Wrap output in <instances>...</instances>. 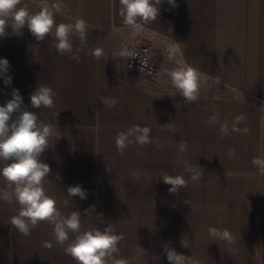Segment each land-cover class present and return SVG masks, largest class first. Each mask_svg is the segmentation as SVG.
<instances>
[{
	"label": "crops",
	"instance_id": "0c3cea01",
	"mask_svg": "<svg viewBox=\"0 0 264 264\" xmlns=\"http://www.w3.org/2000/svg\"><path fill=\"white\" fill-rule=\"evenodd\" d=\"M51 2L62 5L58 13L53 9L56 24L74 23L76 18L87 23L86 46L77 36L72 41L74 52L82 49L80 62L70 53L59 54L54 36L37 41L27 26L19 35L9 26L0 37V58L9 61L6 76L12 81L5 85L6 76H0V106L18 89L22 110L51 126L41 160L50 166L51 182L46 179L44 187L57 208L64 215L80 211L85 230L98 227L93 217L98 216L99 144L105 139L109 150L116 151L109 153L112 157H158V197L159 189L171 187L160 173L188 180L181 189L184 197L176 202L171 194L165 200L170 224L161 231L164 249L175 248L199 264H264V175L252 164L254 157L264 156V0H176V8L162 0L157 21L136 35L122 22L119 0ZM25 5L36 12L41 0H22L20 6ZM176 42H182L184 61L200 73L199 98L192 104L184 102L166 74L180 58V53L172 57ZM140 46L160 66L156 79L132 74L125 59L114 54ZM97 47L104 52L99 60L92 55ZM40 85L56 93L53 108L31 107L30 96ZM101 97L119 102L109 109ZM241 114L244 120L238 126L247 127V134L231 131ZM213 115L220 123L228 122L230 135L221 137L219 123L208 122ZM169 123L175 134L162 130ZM135 125L149 127L152 142L143 147L133 143L120 154L117 134ZM180 141L187 143L188 151H179ZM230 149H235V157H229ZM186 164L203 170L198 181H191ZM77 184L86 190V199L67 196V188ZM5 187L0 177V188ZM92 205L93 217L85 216ZM17 211L14 201L0 200V264H76L55 244L49 223L41 222L27 237L12 227L10 218ZM209 227L227 229L233 242L213 239ZM185 235L188 248L180 244ZM44 241L54 246L48 249ZM164 255L161 262L169 264Z\"/></svg>",
	"mask_w": 264,
	"mask_h": 264
},
{
	"label": "clouds",
	"instance_id": "9594fccd",
	"mask_svg": "<svg viewBox=\"0 0 264 264\" xmlns=\"http://www.w3.org/2000/svg\"><path fill=\"white\" fill-rule=\"evenodd\" d=\"M172 8L178 7L176 0H167ZM162 0H119V15L126 27L133 30V35L142 31L145 25L157 21L160 15ZM22 0H0V37L7 35L6 29L10 26L14 34L19 35L21 29L27 26L29 32L37 41L45 40L49 35L54 36V47L61 55L70 53L72 58L80 62L79 52L82 49L73 51V37L77 36L82 46L87 44L88 26L83 18H76L74 23L56 24L54 11L60 12L62 5L59 2L52 3L51 0H41L39 11L32 12L25 6H20ZM176 42V47L171 49L172 57L175 58L180 53V44ZM121 58H134L135 54L127 48H122L118 53H114ZM92 55L101 59L104 55L103 49L97 47L92 50ZM175 67L166 70L171 86L183 97L186 104L196 102L200 94V73L197 69L187 64L182 58H175ZM9 61L0 58V76H6ZM11 76L4 79L5 85H10ZM12 98L0 106V161L4 166L0 167V177L6 181V187L0 188V200L18 205V211L10 218V224L22 235L29 236L31 231L39 226L41 222H47L52 226L55 244L63 247L66 255L72 257L76 264H129L123 258H117L119 253L118 245L124 239L122 234H116L111 224H107L103 230L99 227L87 229L83 228L82 215L80 211H73L68 215L62 214L57 208L56 201L49 196L45 190L44 183L50 174V166L42 162L41 155L48 148V139L52 135L50 125L39 120L37 114L22 110L23 100L18 89L12 90ZM56 93L52 88L40 85L30 96L31 107L48 108L54 107V97ZM103 106L111 109L118 104L115 97H101ZM67 110V109H65ZM14 113H19L13 118ZM56 117L59 113L55 114ZM244 120L243 114L235 117L231 131L247 134V127L240 128L238 125ZM209 123H219V133L221 137L230 135L228 122H219V117L213 115L209 118ZM173 134L175 127L169 123L161 126ZM151 129L147 126L135 125L126 131H121L116 137V147L120 154L133 143L143 147L150 144ZM179 151H188L187 143L180 141ZM229 157H235V149H230ZM179 163V161L177 162ZM252 164L258 168L259 173L264 175V156L254 157ZM185 172L190 173L191 181H198L203 170L197 166L185 165ZM166 185H170L168 192L178 193L188 186V180L181 174L160 176ZM159 178V177H158ZM57 179H62L59 175ZM67 196L72 198L79 196L82 200L87 198L86 190L81 185L69 186ZM184 203L190 204L185 200ZM95 205L84 210V215L93 217ZM99 214L94 219H101ZM209 235L213 239L225 240L232 243L234 238L227 229H217L209 227ZM182 247L188 248L187 236L180 240ZM43 246L51 249L52 241H44ZM141 252L144 249L141 248ZM166 257L169 264H199V261L185 256L165 245Z\"/></svg>",
	"mask_w": 264,
	"mask_h": 264
},
{
	"label": "rangeland",
	"instance_id": "374dc122",
	"mask_svg": "<svg viewBox=\"0 0 264 264\" xmlns=\"http://www.w3.org/2000/svg\"><path fill=\"white\" fill-rule=\"evenodd\" d=\"M99 146L97 214L102 217L97 226L103 230L111 224L116 234L123 235L117 258L129 264H165L161 234L170 224L165 218L170 205L165 200L171 193L162 188L158 197V157H112L109 153L116 151L109 150L105 139ZM184 195L185 190L174 194L176 202ZM174 209L177 223L179 209Z\"/></svg>",
	"mask_w": 264,
	"mask_h": 264
},
{
	"label": "built area",
	"instance_id": "2783aa9c",
	"mask_svg": "<svg viewBox=\"0 0 264 264\" xmlns=\"http://www.w3.org/2000/svg\"><path fill=\"white\" fill-rule=\"evenodd\" d=\"M130 52L134 58L126 60V67L137 76L144 79H156L160 74V66L151 58L145 46L133 48Z\"/></svg>",
	"mask_w": 264,
	"mask_h": 264
}]
</instances>
